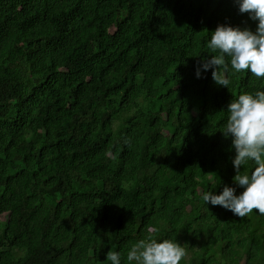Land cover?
Segmentation results:
<instances>
[{"label": "trees", "instance_id": "obj_1", "mask_svg": "<svg viewBox=\"0 0 264 264\" xmlns=\"http://www.w3.org/2000/svg\"><path fill=\"white\" fill-rule=\"evenodd\" d=\"M219 23L257 24L236 0H0V264H129L152 225L180 264H264V213L201 199L234 185L228 102L264 89L196 76Z\"/></svg>", "mask_w": 264, "mask_h": 264}, {"label": "clouds", "instance_id": "obj_2", "mask_svg": "<svg viewBox=\"0 0 264 264\" xmlns=\"http://www.w3.org/2000/svg\"><path fill=\"white\" fill-rule=\"evenodd\" d=\"M236 2L241 13L257 22L255 30L219 23L207 41L214 54L200 56L196 68L198 78L211 69L214 81L228 88L232 77L243 70L264 78V0ZM226 112L227 118L219 131L231 139L234 185L224 184L218 193L211 189L203 191L201 199L207 206L220 205L241 217L253 209L264 213V89L241 91L230 99ZM242 166L251 170L242 171ZM237 187L242 190L238 192ZM159 231L155 225L149 226L130 246L126 256L129 264H180L186 248L177 239L158 236ZM107 259L112 264H122L120 251L109 250Z\"/></svg>", "mask_w": 264, "mask_h": 264}]
</instances>
